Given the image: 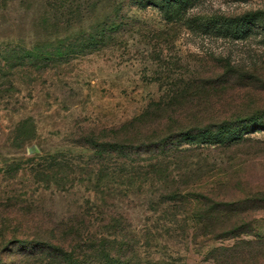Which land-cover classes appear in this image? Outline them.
Listing matches in <instances>:
<instances>
[{
  "label": "trees",
  "instance_id": "trees-1",
  "mask_svg": "<svg viewBox=\"0 0 264 264\" xmlns=\"http://www.w3.org/2000/svg\"><path fill=\"white\" fill-rule=\"evenodd\" d=\"M43 1L48 10L40 29L67 26L70 38L41 39L38 31L29 45L0 49V79L4 69L15 66L10 63L18 49L28 66L45 69L75 50L125 36L138 28L122 12L126 2L176 16L184 3ZM102 7L113 11L100 20L95 11ZM88 15L96 19L84 28ZM76 22L80 29L75 31ZM172 28L160 34L169 36ZM165 69L170 82L161 98L128 122L86 130L75 143L88 153L79 154L78 161L36 144L34 155H27L36 126L31 118L16 124L11 140L19 156L5 159L2 177L29 176L39 189L85 191L77 209L61 218L43 214L35 200L23 198L25 193L13 190L0 198V264H184L181 246L187 250L226 239H234L233 245L204 253L209 264H264L258 260L264 236L253 231L264 212V140L250 135L264 131V65L242 70L214 59L209 69L185 68L177 74L169 65Z\"/></svg>",
  "mask_w": 264,
  "mask_h": 264
},
{
  "label": "rangeland",
  "instance_id": "rangeland-1",
  "mask_svg": "<svg viewBox=\"0 0 264 264\" xmlns=\"http://www.w3.org/2000/svg\"><path fill=\"white\" fill-rule=\"evenodd\" d=\"M183 2L180 16L153 5L141 8L136 2H126L122 12L130 15L132 22H138V28L132 27L125 36L119 35L114 41L87 51L75 50L60 60V64L45 69L28 66L18 49L10 64L25 66L20 69L9 65L0 79L3 88L0 92V166L5 159L19 156L11 139L16 124L23 118H31L36 126L35 139L25 148L27 155H34L36 144L44 152H62L78 161L79 154L88 153L75 143L80 142L86 130L99 132L128 122L161 98L170 82L164 79L166 66H171L172 74H177L185 68L209 69L214 59L242 70L264 65V0ZM47 5L41 0H0L2 52H11L15 46L22 48L24 43L29 45L37 40L33 34L38 31L41 39L54 40L58 35L68 39L67 26L50 28L47 32L40 29ZM111 11V7L98 8L95 17L102 20ZM225 16L230 18L222 19ZM95 19L88 15L82 27L89 28ZM176 20L183 23L172 26ZM79 24H74L75 31L80 29ZM143 26L145 30L141 34ZM170 27L174 28L169 30V36L160 34ZM250 135L264 140L262 130ZM4 177L0 175V198H6L13 190L25 193L23 198L35 200L47 216L61 218L74 212L79 201H83L84 189L79 192H60L54 187L39 189L29 176ZM253 231L264 236V212L257 215ZM233 243L234 239L209 241L187 250L183 245L182 262L209 264L204 257L207 250ZM178 248H172L173 254ZM258 260L264 263V247Z\"/></svg>",
  "mask_w": 264,
  "mask_h": 264
}]
</instances>
